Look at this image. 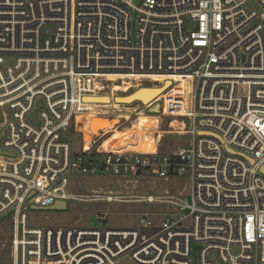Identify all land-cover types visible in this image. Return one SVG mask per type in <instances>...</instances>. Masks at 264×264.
<instances>
[{
    "label": "built area",
    "instance_id": "2783aa9c",
    "mask_svg": "<svg viewBox=\"0 0 264 264\" xmlns=\"http://www.w3.org/2000/svg\"><path fill=\"white\" fill-rule=\"evenodd\" d=\"M110 76L170 85L126 119L86 100L114 94ZM151 105L186 143L105 151L101 134L73 153L62 137L84 135L83 116H118L117 128ZM0 114L10 264H264V0H0ZM73 175L186 184L129 200L71 193ZM67 200L172 211L158 227L143 214L136 230L29 226V209Z\"/></svg>",
    "mask_w": 264,
    "mask_h": 264
},
{
    "label": "rangeland",
    "instance_id": "374dc122",
    "mask_svg": "<svg viewBox=\"0 0 264 264\" xmlns=\"http://www.w3.org/2000/svg\"><path fill=\"white\" fill-rule=\"evenodd\" d=\"M164 80L166 81L160 86L138 88L137 85L141 83L135 78L110 76L107 77L105 82H107L110 88H113V91L120 93L128 91L129 88H133V92L127 95H120L114 92V94L109 93L108 96L88 99L93 100V102L102 103L97 106L104 109L133 112L140 104L136 101L139 100L143 104H147L170 85L168 78ZM157 81V79H151L146 81L145 84H154L153 82ZM154 105L145 109L143 114L131 116L130 120L122 124L121 127H117L116 131L125 132V130L130 129L139 120L143 124L140 128L141 131L153 133L152 137L155 138V144H157L159 151L168 152L177 145L186 143L188 141L187 136H178L169 133V119L158 118L159 115L155 112ZM149 130H153L154 132ZM158 136L159 139H157ZM62 137L70 142L73 153L80 152L83 140L81 133H74L69 129L62 133ZM185 184L184 179H169L168 181H164L157 178L122 179L109 176L88 177L73 175L70 192L83 196H91L94 193L99 195L104 193L112 194L116 197L131 196L132 198H129V200H136L141 196L147 195L164 196V194H169L176 196L182 191ZM66 204L65 209H29L27 211L29 226L41 229H55L60 227L99 230H136L140 228V221L143 214H149L152 226L158 227L163 220V214L172 211V207L165 203L148 204L134 201L107 203L97 200H67ZM232 253L236 254L237 251L233 249ZM0 264H10L8 236L1 229ZM192 264H197L196 254L192 255Z\"/></svg>",
    "mask_w": 264,
    "mask_h": 264
},
{
    "label": "bare ground",
    "instance_id": "6f19581e",
    "mask_svg": "<svg viewBox=\"0 0 264 264\" xmlns=\"http://www.w3.org/2000/svg\"><path fill=\"white\" fill-rule=\"evenodd\" d=\"M148 81V80H146ZM146 81H140L144 83ZM133 88H129L128 91ZM121 93V92H120ZM136 102H139L136 101ZM140 104L137 106V108ZM136 108V109H137ZM123 116L127 119V111L121 110ZM120 116V115H119ZM120 119L118 116H97L86 115L77 120V128L79 132H83L82 146L84 149H89V145L92 143L93 138L99 137L101 134H110L106 140L100 146L101 150L105 151H144L153 152L155 149V138L152 137L151 132L141 131L140 128L143 124L138 120L136 123L125 132L116 131V126L119 125ZM173 127L178 126V122L175 120L171 123ZM63 208L64 206L61 205Z\"/></svg>",
    "mask_w": 264,
    "mask_h": 264
},
{
    "label": "water",
    "instance_id": "95a60500",
    "mask_svg": "<svg viewBox=\"0 0 264 264\" xmlns=\"http://www.w3.org/2000/svg\"><path fill=\"white\" fill-rule=\"evenodd\" d=\"M154 99V98H153ZM153 99H151V100H153ZM150 102V101H149ZM2 135H3V131L1 130L0 131V138L2 137ZM262 172L264 173V168H262ZM63 206H64V208H65V205L64 204H62ZM57 206H58V204L57 205H55V206H53L51 209H56L57 208Z\"/></svg>",
    "mask_w": 264,
    "mask_h": 264
},
{
    "label": "trees",
    "instance_id": "16d2710c",
    "mask_svg": "<svg viewBox=\"0 0 264 264\" xmlns=\"http://www.w3.org/2000/svg\"><path fill=\"white\" fill-rule=\"evenodd\" d=\"M87 101H91V102H93V100H91V99H86ZM97 109L98 108H100L99 106H97L96 107ZM102 108V107H101ZM103 110H108V109H104V108H102ZM78 130V129H77ZM149 131H152V132H154L153 130H149ZM159 152H161L162 153V151L160 150Z\"/></svg>",
    "mask_w": 264,
    "mask_h": 264
}]
</instances>
